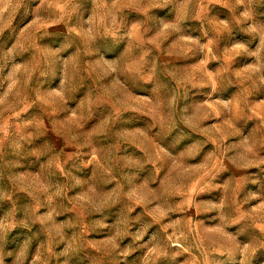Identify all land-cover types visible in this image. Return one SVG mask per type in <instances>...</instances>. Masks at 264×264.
<instances>
[{
	"label": "clouds",
	"instance_id": "1",
	"mask_svg": "<svg viewBox=\"0 0 264 264\" xmlns=\"http://www.w3.org/2000/svg\"><path fill=\"white\" fill-rule=\"evenodd\" d=\"M264 264V0H0V264Z\"/></svg>",
	"mask_w": 264,
	"mask_h": 264
},
{
	"label": "rangeland",
	"instance_id": "2",
	"mask_svg": "<svg viewBox=\"0 0 264 264\" xmlns=\"http://www.w3.org/2000/svg\"><path fill=\"white\" fill-rule=\"evenodd\" d=\"M255 264H259V261L255 262Z\"/></svg>",
	"mask_w": 264,
	"mask_h": 264
}]
</instances>
